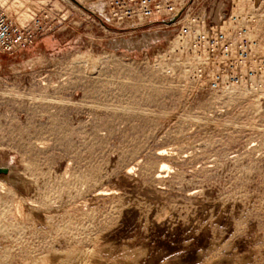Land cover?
I'll use <instances>...</instances> for the list:
<instances>
[{
    "label": "rangeland",
    "instance_id": "374dc122",
    "mask_svg": "<svg viewBox=\"0 0 264 264\" xmlns=\"http://www.w3.org/2000/svg\"><path fill=\"white\" fill-rule=\"evenodd\" d=\"M78 27L0 55V263L264 264V96L163 67L173 27Z\"/></svg>",
    "mask_w": 264,
    "mask_h": 264
},
{
    "label": "built area",
    "instance_id": "2783aa9c",
    "mask_svg": "<svg viewBox=\"0 0 264 264\" xmlns=\"http://www.w3.org/2000/svg\"><path fill=\"white\" fill-rule=\"evenodd\" d=\"M98 1L97 23L157 24L156 31L173 27L172 40L157 60L163 67H179L217 95L247 87L264 96V0ZM57 22L43 11L18 26L0 12V55L29 49Z\"/></svg>",
    "mask_w": 264,
    "mask_h": 264
},
{
    "label": "crops",
    "instance_id": "0c3cea01",
    "mask_svg": "<svg viewBox=\"0 0 264 264\" xmlns=\"http://www.w3.org/2000/svg\"><path fill=\"white\" fill-rule=\"evenodd\" d=\"M99 10L98 0H0V12L14 25H27L43 11L58 20L52 33L45 35L30 47L31 51L36 53H44L56 49L62 42L78 39V26L96 23L100 15Z\"/></svg>",
    "mask_w": 264,
    "mask_h": 264
},
{
    "label": "bare ground",
    "instance_id": "6f19581e",
    "mask_svg": "<svg viewBox=\"0 0 264 264\" xmlns=\"http://www.w3.org/2000/svg\"><path fill=\"white\" fill-rule=\"evenodd\" d=\"M156 36H158V35H154V34L149 35L148 34V35H144L140 39L130 38L129 40H122V42H124L125 48L127 50H130L132 48H136V47L139 48V47H143L144 45L151 44L152 38L156 37ZM112 40H114V39H112ZM0 247H1V245H0ZM0 252H2V251L0 250ZM28 252H30V251H28ZM2 254L0 253V255H2ZM32 255H34V253ZM96 255L90 254L89 252H83L82 250H77V249L76 250L73 249L71 251H63L62 249L61 250L55 249V250L48 251L45 254L39 253V256H37V257H32L31 254L28 255L25 252H23V254H20V258H22V260L24 261L23 264H108V263L102 261L101 259H99ZM1 258L2 257H0V260H1ZM5 260H6V258H5ZM19 260L18 261L21 262V259H19ZM4 262H6V261H4ZM19 262H17V263H19Z\"/></svg>",
    "mask_w": 264,
    "mask_h": 264
},
{
    "label": "water",
    "instance_id": "95a60500",
    "mask_svg": "<svg viewBox=\"0 0 264 264\" xmlns=\"http://www.w3.org/2000/svg\"><path fill=\"white\" fill-rule=\"evenodd\" d=\"M0 171L1 172H5L6 171V168H0Z\"/></svg>",
    "mask_w": 264,
    "mask_h": 264
}]
</instances>
